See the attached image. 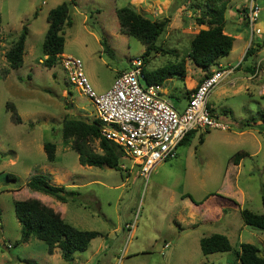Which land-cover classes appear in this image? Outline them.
<instances>
[{
    "label": "rangeland",
    "instance_id": "1",
    "mask_svg": "<svg viewBox=\"0 0 264 264\" xmlns=\"http://www.w3.org/2000/svg\"><path fill=\"white\" fill-rule=\"evenodd\" d=\"M62 2L69 6L70 21L62 30L63 55L82 61L90 86L99 94L109 90L115 75L145 52L140 42L121 33L116 11L129 7L157 21L167 20L155 48L168 53L152 50L144 70L151 78L168 64L186 61L187 79L175 74L161 84L168 102L178 110L187 105L188 85L202 75L186 57L191 39L207 28L198 26L196 18L211 16L212 10L225 5V33L243 41H236L234 53L220 59L224 66L238 55L244 41L250 44L254 38L255 46L264 38V0H254L260 9L255 28L262 32L252 35L243 18L249 0H0V264H68L60 250L48 255L46 246L36 239L15 245L21 235L13 205L21 200L39 201L78 230L100 234L85 252L74 254L71 264H239L236 253L243 243L255 246L264 256V233L245 226L238 211L226 207L217 223L201 222L215 220L212 213L226 200L262 213L264 96H258L256 88L250 94L240 90L212 95L207 106L228 130L191 133L190 142L177 148L176 159L158 164L149 177L139 176L128 160L124 163L128 171L82 166L78 155L62 144L61 123L65 116L92 120L95 108L68 83L60 62L50 69L42 65L47 15ZM24 26L28 36L23 64L10 69L4 55ZM249 64L245 61L240 70ZM11 106L20 124L15 123ZM246 121L254 122L253 130L238 135V123ZM200 138L204 143L199 144ZM45 143L56 146L53 163L46 161ZM89 146L100 153L97 142ZM238 152L246 154L240 168L233 164ZM35 175H49L52 184L79 195L62 204L33 192L26 184ZM185 202L195 208L191 210ZM203 202L205 209L198 207ZM213 233L226 236L232 250L203 256L199 241Z\"/></svg>",
    "mask_w": 264,
    "mask_h": 264
},
{
    "label": "trees",
    "instance_id": "2",
    "mask_svg": "<svg viewBox=\"0 0 264 264\" xmlns=\"http://www.w3.org/2000/svg\"><path fill=\"white\" fill-rule=\"evenodd\" d=\"M71 3L74 0H70ZM225 5L221 8L212 10L213 14L207 13L203 18H196L198 26H206V29L199 32L191 39L187 59L197 66L203 73V77L198 85L207 77L212 75V68L218 69V61L227 57L233 47L234 39L224 33V14ZM116 18L121 33L134 38L145 47V52L140 57L143 61L142 74L147 85L155 84L161 87L162 82L178 75L180 78L186 76V61L181 59L173 64H168L156 70L152 77L147 76L144 70L147 57L150 52L156 53L163 51L162 48H155V42L163 33L168 21H149L144 17L145 14L135 12L134 9L125 7L116 11ZM195 14V12H194ZM47 30L42 44L43 61L45 68H52L60 62L63 55L64 37L62 30L65 25H69V6L62 2L47 15ZM0 17V44H1ZM28 36V29L24 26L13 45L4 55L5 61L10 69H18L23 64L25 41ZM106 50V45L102 43ZM264 47V38L261 44L249 46L244 56V61L253 56L258 49ZM129 67V66H128ZM128 69V68H127ZM126 69V70H127ZM215 70V71H216ZM187 92V99L197 89ZM14 121L21 123L20 118L14 111ZM212 113V112H211ZM264 119V113L261 114ZM254 122L246 121L238 123V131L252 129ZM101 125L96 120H88L65 116L61 123V138L64 146H69L78 155V163L82 166L104 168L110 167L112 170L121 171L122 166L128 160L121 148L112 142L106 141L100 135ZM197 130L191 131L180 144L190 142V135ZM207 130L206 134L209 133ZM97 142L100 153H94L89 143ZM203 143V138L199 139V144ZM46 161L53 163L56 161V146L52 143L43 145ZM245 153H237L233 162H239ZM129 161V160H128ZM13 181H15L13 179ZM27 188L33 192L42 193L54 198L56 201L65 204L67 200L74 199L79 195L73 191H67L64 187L52 184L49 175H35L26 184ZM15 218L20 226V241L15 245L28 242L31 238L42 242L46 246L48 255H52L55 249L60 250L62 259L71 264L75 253L85 252L92 240L100 234L94 231H80L72 225L66 223L64 219L56 214L52 209L36 200H21L13 205ZM262 213H253L248 209L240 210V217L245 226L262 231L264 233V198L262 199ZM200 252L203 256L217 253H228L232 250L229 239L226 236L212 234L203 237L199 241ZM260 251L251 244H240L236 253L239 264H264V256L260 257ZM25 264H36L32 261H24Z\"/></svg>",
    "mask_w": 264,
    "mask_h": 264
},
{
    "label": "built area",
    "instance_id": "3",
    "mask_svg": "<svg viewBox=\"0 0 264 264\" xmlns=\"http://www.w3.org/2000/svg\"><path fill=\"white\" fill-rule=\"evenodd\" d=\"M245 9V19L252 35L259 32L255 24L260 9L254 0H249ZM60 64L68 83L95 108L92 119L101 125V137L121 148L141 177H149L158 164L176 159L177 148L191 131L228 130L217 123L207 102L214 88L233 69L214 70L189 96L183 112H178L162 97L160 86L141 84V58L131 60L128 69L119 73L111 88L102 94L90 86L79 58L61 55ZM125 227L129 230L131 225Z\"/></svg>",
    "mask_w": 264,
    "mask_h": 264
},
{
    "label": "crops",
    "instance_id": "4",
    "mask_svg": "<svg viewBox=\"0 0 264 264\" xmlns=\"http://www.w3.org/2000/svg\"><path fill=\"white\" fill-rule=\"evenodd\" d=\"M246 11V10H245ZM244 11V13H245ZM226 13V12H225ZM240 14V13H239ZM241 15V14H240ZM242 16V15H241ZM234 18V16H232ZM245 18V15L244 17ZM246 20V19H245ZM225 21V20H224ZM202 28V26H201ZM260 34H261V30L256 28ZM202 30V29H201ZM224 33H225V26H224ZM226 34V33H225ZM228 35V34H227ZM230 36V35H229ZM234 41H233V47H232V50L230 51V54H233L234 51H235V42L236 41H240L242 42V38L239 37V36H231ZM261 40V39H260ZM254 41V38L251 39V43ZM256 41V40H255ZM258 44H261L259 42V40L257 41ZM250 43V44H251ZM249 42H246L244 41L242 46L240 47V51L238 53V55H236L235 57H233L232 60H229V64H227L226 66H224L223 64L220 63V60L218 61V69H226L229 68V69H233L232 73L229 74L227 77H225L215 88L214 90L211 92L209 98L212 96V95H215L218 96L220 94H228L229 92H232V93H236L237 91H240V90H245L247 94H250V89L251 88H256L257 89V93H258V96H264V47L263 48H260L257 50V52H255V54L251 57H249L246 61H251V64L247 65V66H244L242 70H240L242 68V64L245 62L244 61V56L246 54V51L247 49L249 48L250 46ZM257 44V45H258ZM256 47V45L254 46ZM229 54V55H230ZM228 55V56H229ZM232 62V65H230ZM237 66V67H236ZM236 67V68H235ZM217 69V70H218ZM212 71L216 70V67L215 68H212L211 69ZM240 71H242L241 73H243V75H236V73H240ZM121 73V72H119ZM117 73L115 75V77L119 74ZM245 74V75H244ZM203 77V73L202 75L199 77V79L201 80V78ZM186 78V77H185ZM187 79V78H186ZM197 79L196 81H194L193 83H191V85H188L187 87V90H186V94L187 92L193 90L194 88H196V86L198 85V80ZM167 80H171L170 79H167ZM241 82V84H239V86L237 87V84ZM162 92H163V98L166 99L168 101V99L166 98V94L167 92L164 91L162 89ZM208 98V99H209ZM186 106V104H185ZM185 106L181 109V110H178L175 106H173L178 112H183V110L185 109ZM210 111L212 112V115L215 117V119L217 118V116L214 114V111L210 108ZM237 127V126H236ZM228 128V127H227ZM253 129H246L244 131H239L237 132L238 135H244L246 133H250ZM209 132V131H208ZM204 143V142H203ZM242 160V159H241ZM233 164L237 167V168H240L242 162H237V163H234ZM207 200V199H205ZM204 200V202H205ZM243 200V198H242ZM227 204H225L224 202L223 205H219L218 207V210L214 213H212V217H215V220H202L201 222L204 223V224H215L217 223L218 221H220L223 216L225 215V212L227 211V209H225L226 207L228 208H232L234 209L235 211H238L239 214H240V210L243 208H241L242 204L236 202V201H233V200H226ZM204 202L200 205H198L199 208L201 209H205L206 208V203L204 204ZM243 201H241L242 203ZM185 206H188L191 210H193L195 208V205H193L191 202H185L184 203ZM244 206V204H243ZM240 209V210H239ZM216 215V216H215ZM208 216L210 215H206L205 217L207 218ZM215 234V233H213ZM212 235V234H211Z\"/></svg>",
    "mask_w": 264,
    "mask_h": 264
},
{
    "label": "water",
    "instance_id": "5",
    "mask_svg": "<svg viewBox=\"0 0 264 264\" xmlns=\"http://www.w3.org/2000/svg\"><path fill=\"white\" fill-rule=\"evenodd\" d=\"M135 12H137L136 10H134ZM144 17L146 18V19H148L149 21H151V22H153L154 21V17L152 16V15H144ZM104 168H107V169H109V170H112L110 167H108V166H104ZM260 257H263L262 255H260Z\"/></svg>",
    "mask_w": 264,
    "mask_h": 264
}]
</instances>
